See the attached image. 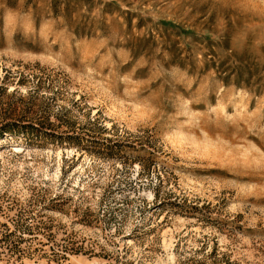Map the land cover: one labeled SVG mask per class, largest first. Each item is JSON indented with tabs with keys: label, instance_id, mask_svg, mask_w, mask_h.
<instances>
[{
	"label": "rangeland",
	"instance_id": "obj_1",
	"mask_svg": "<svg viewBox=\"0 0 264 264\" xmlns=\"http://www.w3.org/2000/svg\"><path fill=\"white\" fill-rule=\"evenodd\" d=\"M0 264H264V0H0Z\"/></svg>",
	"mask_w": 264,
	"mask_h": 264
}]
</instances>
